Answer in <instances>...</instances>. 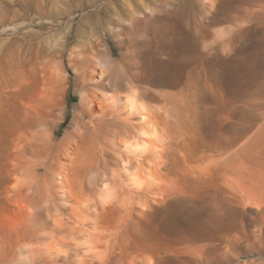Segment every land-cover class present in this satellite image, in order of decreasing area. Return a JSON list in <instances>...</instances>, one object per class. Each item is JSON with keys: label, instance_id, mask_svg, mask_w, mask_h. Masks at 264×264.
<instances>
[{"label": "rangeland", "instance_id": "1", "mask_svg": "<svg viewBox=\"0 0 264 264\" xmlns=\"http://www.w3.org/2000/svg\"><path fill=\"white\" fill-rule=\"evenodd\" d=\"M226 2L215 10L210 0H0V264H40L48 236L41 224L22 237L5 225L17 215L13 167L42 208L68 205L62 184L74 156L91 185L104 178L112 167L104 150L112 152L106 144L116 129L102 119V83L128 69L142 75L141 85L148 74L177 76L158 88L173 94L171 105L159 94L147 101L164 116L170 110L174 139L165 145L162 176L195 179L187 198L153 212L156 242L145 251H162L170 263L264 264V242L246 233L260 226L244 214L254 206L238 204L236 190L264 198V0ZM182 136L193 145L182 149L184 162L175 150ZM209 160L213 177L194 176ZM139 196L132 191L126 206L143 208ZM111 207L114 226L128 210Z\"/></svg>", "mask_w": 264, "mask_h": 264}, {"label": "bare ground", "instance_id": "2", "mask_svg": "<svg viewBox=\"0 0 264 264\" xmlns=\"http://www.w3.org/2000/svg\"><path fill=\"white\" fill-rule=\"evenodd\" d=\"M225 1L230 0H210V6L216 10ZM211 12L215 14L213 10ZM207 21L204 19L202 25L197 28V33L201 38L208 36L204 27ZM107 63L113 66L111 61ZM160 70L163 71V67H160ZM128 71L129 69L115 75L112 74L108 83H102V87L107 89L104 91L101 102L104 109L102 119L116 129L106 144L112 152L104 150L112 164L104 178L98 179L95 184L91 185L87 180L88 175L82 173V162L79 160L81 156L79 158L74 156L62 184L64 192L62 198H66L68 205L65 209L64 204L42 208L28 195L27 190L30 189V183L28 184L27 179L19 175V167L15 165L12 169L14 184L11 197L14 198L12 200L15 201L17 215L16 218H5V225L13 234L21 235V237L33 228H37V225H43L42 229L48 236L43 238L45 247L42 248L43 259L40 264H115V256H119L123 262L121 264H185L182 263L184 261L181 263L167 262L168 259L165 260L166 257L163 256L162 251L154 254L145 251L146 244L156 242L154 234L149 230L154 222V214H149L147 210L153 203H157V197H163L165 192H168L173 182L178 181L171 177L166 179L161 174L163 164L170 153L165 152V145L168 138L174 139V133L169 128L172 123L168 118L170 110L167 109V114L164 116L147 99L160 101L159 94L167 101V104L171 105L174 101L173 94L161 92L158 88L175 85L178 81L177 76L167 75L166 71L167 73L159 74L162 76L160 78L156 72V75L148 74V80L144 81L147 83L141 85L136 80L141 81L139 78H142V75L135 74L134 71L131 75ZM41 72L45 74L46 66L43 65ZM134 75L135 79L132 77ZM20 84L21 92H26L29 84L25 82ZM27 141L29 140H26L24 144L26 148H28ZM183 145L185 148L193 147L191 139H185V137ZM182 149L179 152L183 154L184 159L182 157L181 159L184 162L187 161L188 156ZM177 160L179 159L176 158L175 161ZM214 161L209 160L205 164L196 165L193 168L195 169L194 176H199L197 172L201 176L211 177ZM225 183L233 188L228 182L225 181ZM237 188L236 190L241 193V197L237 200L238 204L244 207L251 205L256 209L264 207L263 197L247 192V189L244 190L240 185ZM132 191H139V204L143 208L136 210L126 206L127 196ZM116 203L128 212L112 226L107 223L111 222L108 220H110V215L115 213V208L111 207L110 211L108 205L114 206ZM246 211L244 214L254 216L252 208H247ZM256 219L260 223L259 228L246 233H249L255 243L260 244L264 242V217ZM231 236V232H225L223 240L226 243L224 245L231 243ZM170 247L172 246L167 247V251L172 250ZM231 247L233 246L229 248ZM190 261L188 264H200L199 260ZM245 264H259V262L251 261Z\"/></svg>", "mask_w": 264, "mask_h": 264}, {"label": "water", "instance_id": "3", "mask_svg": "<svg viewBox=\"0 0 264 264\" xmlns=\"http://www.w3.org/2000/svg\"><path fill=\"white\" fill-rule=\"evenodd\" d=\"M183 144H184V139L177 141L176 147H175L177 152H179L182 148H185ZM213 168H214V166H213ZM213 168H212V174H213V170H214ZM197 175H199L198 177H200V178H205L204 176H201L198 173H197ZM216 176H218L220 178V175H216ZM211 177H213V175ZM193 180H195V179L191 178V177H186V179H185L186 182H184V181H177V183L173 182L174 184L171 186V188L168 189V192H165L164 196L162 198L158 199L157 203L152 204L151 208L149 210H147V212L149 214H153V212L157 208H159L160 206H163V205H165L167 203H171V202H178V201H181V200L187 198V196H188L187 194L190 192L189 187H188V183L192 182ZM248 209H251V207H249ZM252 211H253V215L256 218L257 217H264V207H262L260 209L252 208Z\"/></svg>", "mask_w": 264, "mask_h": 264}]
</instances>
